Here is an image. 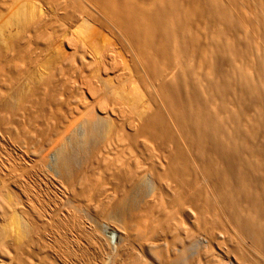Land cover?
Segmentation results:
<instances>
[{
	"label": "rangeland",
	"instance_id": "obj_1",
	"mask_svg": "<svg viewBox=\"0 0 264 264\" xmlns=\"http://www.w3.org/2000/svg\"><path fill=\"white\" fill-rule=\"evenodd\" d=\"M173 1L183 9L189 6V0ZM22 2L36 15L11 25L15 18L10 14ZM157 2L142 0L148 9ZM223 14L231 16L233 25H224ZM184 18V46L153 75L96 0H0V154L9 155L14 166L5 170L6 179L13 187L23 185L33 212L38 210L34 214L46 213L50 221L39 218L41 239L33 233L35 241L30 245L26 240L17 263L58 264L50 254L75 264H111L112 254L107 257L101 246L106 236L112 246L119 238L131 240L122 264L141 263L134 248L152 241L159 245L162 264H175L173 259L186 250L183 264H220L225 255L236 264H264V247L255 248L242 233L233 209L223 206L204 175L203 152L194 143L198 134L191 126L200 111L187 90L197 87L204 95L202 100L216 112L223 141L244 140L231 167L259 182L262 173L248 170L264 147V0L202 1L200 11ZM249 83L255 91L247 92ZM176 88L182 90L178 107L186 115L185 128L166 100ZM156 112L171 128V139H156L144 129L145 118ZM91 120L103 123L104 137L98 139V128L90 130ZM254 125L258 128L252 135ZM69 155L74 174L62 181L61 166ZM21 156L33 160L26 163ZM27 172L33 178L23 184ZM139 184L146 198L133 203L124 229L111 215ZM260 221L255 225L264 229ZM207 237L221 239L220 249L205 251L202 239ZM45 240L48 247L41 242Z\"/></svg>",
	"mask_w": 264,
	"mask_h": 264
},
{
	"label": "bare ground",
	"instance_id": "obj_2",
	"mask_svg": "<svg viewBox=\"0 0 264 264\" xmlns=\"http://www.w3.org/2000/svg\"><path fill=\"white\" fill-rule=\"evenodd\" d=\"M96 1L106 11H108L112 15L114 20L124 31L125 35H127V38H129L132 41V44L137 48L139 52V55L142 59V63L144 62L143 64H145L144 66L147 67L148 71L152 73L153 75L154 74L156 75L160 72V69L164 65L166 66V64L171 60V57L173 58L172 56L174 54L173 52H175V50L176 51L177 50L179 51V49L181 50L182 49L181 47L184 46L183 44L186 39L185 38H184L185 40L183 39L182 28L185 22L184 17L186 16V14H192L196 11L197 12L200 11L202 1H208V0H189V3H188L189 6L187 7V9H183L177 6L173 0H159V2L155 4V6H152L153 8L150 7L151 9H148L149 7L146 8V6L142 3V0H96ZM22 3H23V7H20V9H17V11L15 10L16 12L15 11L11 12L10 15H13L12 13H14L15 19L14 20L12 19L14 22L9 21L10 24L14 23L16 25H22L23 21L25 22L28 20V18L30 19V18L35 17L36 15L34 13L35 9L33 10L34 11L33 12L31 10L33 9V7L32 8L30 7L31 9L30 11H28L29 8L24 7L25 3L24 2ZM145 4H147V2ZM11 18H13V16H11ZM221 21L224 22V25L225 23L226 24L230 22L232 23L231 16L227 14H223L221 16ZM5 22L9 23L8 20ZM17 29H16L17 32H19L20 31L19 27ZM23 30H26V29H23ZM187 90L190 93V100L193 102V106L196 108V110L200 111L198 112L199 117L197 118V120L195 121L193 125L191 124V126L193 127L192 129L198 134V138L194 139V143L198 142L199 145L197 147H199L201 152H203L202 155L204 156V159L202 158L203 159L202 160L203 161L202 170L204 172V175L206 176V178H208L214 183L215 190L218 193L217 194L218 199L223 204V206L226 208L233 209L231 213H234L233 216L235 217V222H237L242 233L248 235L251 238L252 244L255 248H262L264 247V235H263L264 229H261V226L259 228L258 227L259 225L257 224L258 226H256L255 224L258 223L261 219H262L261 221H264V147L260 149V151L258 152L260 157L257 160V162L255 164L249 165L250 167L248 170V171L251 170L252 172L255 171L258 173H262L263 177L261 178L259 182H256V181L253 182V179L250 180L247 174L243 173L242 171H239L238 169L237 170L232 169L231 163L233 161V157L239 155L241 150H243L242 148L244 145V140L242 139L243 142L242 141L240 142V139L236 138L237 139L236 140L234 138L231 143L230 141L228 143L223 141L221 138V130L219 131L218 130L219 127L216 128L217 125H215L216 124L215 123L216 112L211 111L209 109L208 105H206V103L204 102V97L202 100V96L204 95L200 93L197 87L196 88L190 87ZM249 90L252 92L255 91L254 83L253 85L251 83L247 85V92H249ZM181 94H182V90L176 88L172 94L166 95V100L171 107L172 113L175 114V115L173 114V116L176 119L177 123L180 124L182 128H185L186 126H188V121H187L186 115L179 113L180 111L178 107L179 104L181 103ZM152 114L153 115L151 116H148V117L146 116L147 118H145L143 122L144 129H146V131H148L152 136H154V138L156 137V139H160L163 141L168 140L169 138L171 139L172 131H170L171 128L168 126V123L166 122L163 114L161 112H156ZM256 127L257 125H254L252 127V130L250 131L252 135L255 134ZM96 128H98L100 131L98 139L101 137H104L103 135L105 132L104 131L105 128L103 127V123H98L97 120H91L90 130L92 131V130H95ZM91 136L93 137L92 133L90 132L87 136L88 140L92 139ZM82 148L87 149V145H82ZM21 158H23V160L26 163L30 162L29 160H33V158L30 156H27V159H25L22 156ZM10 159L11 158L9 157V155H6V157H4L2 154H0V264H22L23 262L20 263L19 261L17 263V259L19 257L18 253L22 250V248H25V244H26L25 242L28 241L31 245V243H33L32 241H35L36 238H34V236L38 234L39 227H41L40 225H38L39 218H43L44 219V220L42 219L43 221H47V223L45 224H48V222L50 221L47 218L49 215L46 213L40 214L41 212L40 213L36 212L38 214H34V212L38 210H34L33 212V208H35L34 204H33L34 207L31 204L33 200H31V197L29 196L27 189L26 190L23 189L24 188L23 185L14 184L15 187H13V185H11L12 182L6 179V176L8 175V173H5V170L9 172V170L14 169V166H12L10 163ZM43 159L45 160L44 157ZM177 159L181 160V158H177ZM185 166L183 167L187 168V166L186 167ZM61 170L63 171V174H64V176L61 174L62 181L64 180V177H66L67 175L73 176L74 169L72 166L70 155L65 157V159L63 160ZM184 170L186 169H183V171ZM38 173L39 172H36L37 175ZM21 178H22L21 182H24L23 184H30L31 179L33 177L30 174V172H27V174L22 175ZM159 184L161 185V183ZM49 185H51V183ZM56 188L58 189V186H56ZM158 189L162 190L160 189V187ZM144 198H146V196L144 197V191L142 190V187L139 184V186L135 187V191H131L130 194H127V196L123 197V199L116 205L114 213L111 215V217H114L115 219L117 218L121 222L119 225L125 229V222H127L133 215V210H134L133 203L139 200H143ZM43 205L45 206V203ZM43 209L45 208L43 207L41 210ZM65 214L64 215L62 214V216L60 217L64 216L66 218ZM43 221L42 223H44ZM80 224L81 222L79 221L76 222V226L77 225L80 226ZM260 224L263 225L264 222L263 224L262 223ZM104 226H108V225L104 224ZM39 236L40 234L37 235L38 239L41 237ZM107 239H106V236H103V241H102L103 243L101 242L103 253L107 255V257L108 255L110 256L112 254L110 257L111 264H122V260H121L123 259L122 256H125V255L127 256V253H129V250H130L127 247L128 243L126 244V242L130 243L131 240L129 238L127 239L126 237L119 238L118 239L119 241L115 243V246H112L111 245L112 243L108 242ZM202 240L204 244L202 248H204L205 251H209L212 253L215 252L217 248H219V246L221 245L220 243L221 239L219 241L216 238L212 239L210 237H207V239L204 238ZM204 241L206 243H204ZM36 242L38 241L36 240ZM41 242L42 243L46 242L45 244L48 247L49 243H47L46 240L41 241ZM183 244L185 246V243ZM158 246L159 245H156L155 242L152 241V243L148 245L147 244L145 245L140 242L137 248H134L135 246L133 247V245H130V248H134V251L139 253L137 255V256H140V257H137L138 258L137 260L141 261V263L139 262V264H153V263L156 264V262H159V264H162L163 259H162L161 251L159 250ZM197 246L199 248V245ZM147 247L148 249L146 250ZM12 250L16 252V254L14 255L15 257H13L11 254ZM24 250L25 249H23V251ZM196 250L198 251V249ZM134 251H132L131 254H133ZM177 252L178 251H176V254ZM185 252L183 251L179 252L180 254L181 253L182 254L181 255L179 254L180 256L175 257V259H173L175 264H183L182 262L186 258ZM209 252H206L207 255H205L204 258L208 256ZM20 254L22 253L20 252ZM104 254H102V256ZM201 254H204V252ZM49 256L50 258H52L51 259L52 261H56V263L58 262V264H68V263L75 264V261L73 262L67 261L68 262L67 263L66 261H63V259L59 258L56 255L49 254L48 257ZM102 260L104 261L103 258ZM186 260H188V257L186 258ZM199 262H200V259H199ZM236 262L237 261H233L232 259H230L229 255L223 256V258L219 261L220 264H236ZM188 263L192 264L193 261L191 260V262H188ZM237 264H239V262Z\"/></svg>",
	"mask_w": 264,
	"mask_h": 264
}]
</instances>
